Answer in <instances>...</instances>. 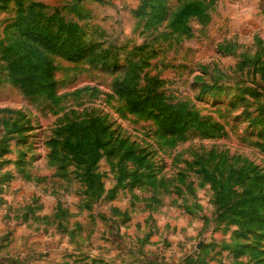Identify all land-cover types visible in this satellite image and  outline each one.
Wrapping results in <instances>:
<instances>
[{
  "label": "rangeland",
  "instance_id": "1",
  "mask_svg": "<svg viewBox=\"0 0 264 264\" xmlns=\"http://www.w3.org/2000/svg\"><path fill=\"white\" fill-rule=\"evenodd\" d=\"M253 4L0 0V264H264V229L248 234L217 204L246 188L264 197V182L226 181L264 177V9ZM36 27L74 32L119 68L43 48L55 86L28 87ZM130 72L132 107L116 88Z\"/></svg>",
  "mask_w": 264,
  "mask_h": 264
},
{
  "label": "trees",
  "instance_id": "2",
  "mask_svg": "<svg viewBox=\"0 0 264 264\" xmlns=\"http://www.w3.org/2000/svg\"><path fill=\"white\" fill-rule=\"evenodd\" d=\"M197 7H199L197 3L185 5L177 17L188 19L191 14L195 13L194 9L198 11ZM179 22H181V19L176 21V23ZM60 25L61 29L59 31L66 32L70 28L72 29V27H67L65 23H60ZM32 31H36L34 34L36 33L37 37H33L30 47L31 49H34L35 52L38 50L40 53L38 54L37 52L38 55L35 57V63L33 65H29V68H34L38 71V73L33 75L29 71L32 76L25 73L19 76V80L28 87H35L41 92H49L52 91L55 86L54 81H52V73L54 68L50 62V59L44 55L43 48H48L57 52L59 51L58 53L61 52V54L69 61L81 62L87 60L91 64L100 66L103 69L106 68L117 70L119 68V64H117V61L114 59L115 54L106 49L102 50V47L98 46L97 44L84 42L80 36H77V34L74 32H71L67 38L59 40L57 37L50 36L49 29L47 28L36 27L32 29ZM26 34L28 33L26 32ZM133 83H135V79L131 72L116 83L118 92L128 98V102L131 107ZM34 93L40 92L35 91ZM67 143H69V141H67L66 144ZM70 147L75 157H79L77 156L79 155L77 154L78 148H72L73 145L71 142ZM93 153L94 154L92 155L91 160H89V163L94 165L99 160V156L96 155V151ZM95 176L96 174L91 171L90 168L85 169L86 179L93 182L95 181ZM232 176H235L236 178L231 177L226 181L229 182L233 180L234 185H242L243 188L247 182L249 185L253 183L257 184L258 182L261 184L264 182V177L258 175L256 178H251L249 172H244L242 170L233 171ZM213 179L215 181L217 180L216 177ZM242 196L246 198H243V200H241L238 204L233 205L230 203L232 199L227 197L225 193H219L217 197V204L220 205V209H225V216L229 220L233 221V223H238L241 225L248 234L261 232V230L264 229V197L252 196V191L248 190L247 188L244 189Z\"/></svg>",
  "mask_w": 264,
  "mask_h": 264
},
{
  "label": "crops",
  "instance_id": "3",
  "mask_svg": "<svg viewBox=\"0 0 264 264\" xmlns=\"http://www.w3.org/2000/svg\"><path fill=\"white\" fill-rule=\"evenodd\" d=\"M255 3L257 7L264 9V0H252V4ZM254 5V4H253Z\"/></svg>",
  "mask_w": 264,
  "mask_h": 264
}]
</instances>
